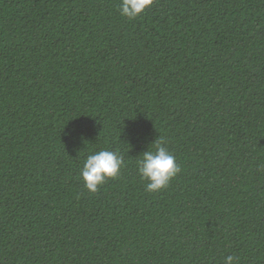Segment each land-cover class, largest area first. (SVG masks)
<instances>
[{
    "label": "trees",
    "instance_id": "trees-1",
    "mask_svg": "<svg viewBox=\"0 0 264 264\" xmlns=\"http://www.w3.org/2000/svg\"><path fill=\"white\" fill-rule=\"evenodd\" d=\"M119 2L0 0V264H264V0ZM160 139L181 171L148 192Z\"/></svg>",
    "mask_w": 264,
    "mask_h": 264
},
{
    "label": "clouds",
    "instance_id": "clouds-1",
    "mask_svg": "<svg viewBox=\"0 0 264 264\" xmlns=\"http://www.w3.org/2000/svg\"><path fill=\"white\" fill-rule=\"evenodd\" d=\"M153 2L154 0H120L117 7L122 17L134 20L151 7ZM154 147L155 151H143L136 161L138 174L141 180L145 181V190L148 192H159L168 187L171 180L181 171L176 156L169 151L163 139L156 141ZM124 163L120 153L100 149L85 157L79 178L88 192L95 193L108 179L119 175ZM223 264H239V258L227 255Z\"/></svg>",
    "mask_w": 264,
    "mask_h": 264
}]
</instances>
